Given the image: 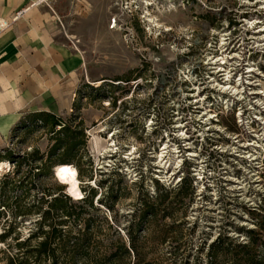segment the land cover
<instances>
[{
	"label": "rangeland",
	"instance_id": "obj_1",
	"mask_svg": "<svg viewBox=\"0 0 264 264\" xmlns=\"http://www.w3.org/2000/svg\"><path fill=\"white\" fill-rule=\"evenodd\" d=\"M42 8L80 65L62 82L50 75L46 86H30L17 122L0 132V160L5 150L21 156L39 150L46 158L49 129L18 126L49 112L84 133L79 185L96 191L87 215L102 226L105 243L117 240L107 223L128 239L124 229L141 194L155 196L157 187L178 186L184 177L187 185L195 178L196 192L175 212L189 230L169 241L206 246L220 233L236 237L237 228L264 226V0H47ZM6 162L0 188L16 170ZM58 186L66 194L53 169L23 200L34 203L42 192L52 199ZM111 186L119 196L113 211L99 202ZM22 193L6 187L2 196L12 208H0V234L15 230L0 251L18 233L28 237L40 220L16 216ZM260 234L264 239V227ZM146 239L158 244L163 237ZM167 244L150 255L169 256Z\"/></svg>",
	"mask_w": 264,
	"mask_h": 264
},
{
	"label": "trees",
	"instance_id": "obj_2",
	"mask_svg": "<svg viewBox=\"0 0 264 264\" xmlns=\"http://www.w3.org/2000/svg\"><path fill=\"white\" fill-rule=\"evenodd\" d=\"M31 115L28 121L30 124L23 122L18 128L30 130L41 123L52 134V145L46 158L39 150L24 156L5 150L0 163L13 162L16 170L12 178L5 175L4 185L0 188V208H12V204L2 198L6 187L11 192L22 190V198L17 197L14 201L16 216L34 214L40 220L28 237L21 238L18 233L14 243H8L7 249L0 251L6 264H264V239L260 234L264 226L260 222L256 223V228H237L236 232L240 235L236 237L220 233L206 246L193 247L175 237L173 241L168 240L173 235L183 236L189 230L185 222L178 223L175 209L179 203L185 205L184 201L195 194V178L190 179L189 185L185 177L178 186L159 185L155 196L141 194L131 220L124 229L127 240L121 238L114 226L107 223L108 229L117 236V240L110 243H105L101 238L102 226L94 217L87 215L88 208L95 209L94 188L83 190L85 197L81 199L80 205L72 202L67 194L60 193L63 188L59 186L56 187L58 195L52 199L48 198L51 195L42 192V197L34 203L25 202L23 198L32 189L39 188V182L58 165H76L78 177L84 176L78 159L84 145V133L73 129L55 114L37 112ZM99 184L102 187L105 182ZM172 193L174 199L170 200ZM105 194L109 200L105 196L99 202L113 211L114 203L119 198L114 186L109 187ZM73 208H79V211L72 212ZM2 212L0 210V215ZM250 214L256 219L261 217L260 212L251 211ZM167 218L172 219L170 224L164 222ZM14 230L12 226L5 228L0 234V241L5 243ZM156 235L163 239L158 244L147 243L146 238ZM166 244L169 256L150 255L157 246Z\"/></svg>",
	"mask_w": 264,
	"mask_h": 264
},
{
	"label": "crops",
	"instance_id": "obj_3",
	"mask_svg": "<svg viewBox=\"0 0 264 264\" xmlns=\"http://www.w3.org/2000/svg\"><path fill=\"white\" fill-rule=\"evenodd\" d=\"M38 1L0 0V19L11 20L17 10ZM43 3L0 35V132L17 122L31 100L32 84L46 86L50 75L62 82L80 65L79 56L60 43L58 24Z\"/></svg>",
	"mask_w": 264,
	"mask_h": 264
},
{
	"label": "bare ground",
	"instance_id": "obj_4",
	"mask_svg": "<svg viewBox=\"0 0 264 264\" xmlns=\"http://www.w3.org/2000/svg\"><path fill=\"white\" fill-rule=\"evenodd\" d=\"M171 2L174 3L175 0H171ZM148 5H151V3H148ZM9 166V162H1L0 171L8 168ZM54 176L60 184L65 186L66 194H68L73 201H79L84 197V193L80 189L77 169L73 165H58L54 169Z\"/></svg>",
	"mask_w": 264,
	"mask_h": 264
},
{
	"label": "built area",
	"instance_id": "obj_5",
	"mask_svg": "<svg viewBox=\"0 0 264 264\" xmlns=\"http://www.w3.org/2000/svg\"><path fill=\"white\" fill-rule=\"evenodd\" d=\"M47 0H41L39 2L29 4L20 10H17L12 17L11 20H1L0 19V35L3 34L5 31H7L9 28H11L15 23H17L19 20H21L32 8H34L37 4L46 2Z\"/></svg>",
	"mask_w": 264,
	"mask_h": 264
},
{
	"label": "water",
	"instance_id": "obj_6",
	"mask_svg": "<svg viewBox=\"0 0 264 264\" xmlns=\"http://www.w3.org/2000/svg\"><path fill=\"white\" fill-rule=\"evenodd\" d=\"M68 195V194H67Z\"/></svg>",
	"mask_w": 264,
	"mask_h": 264
}]
</instances>
